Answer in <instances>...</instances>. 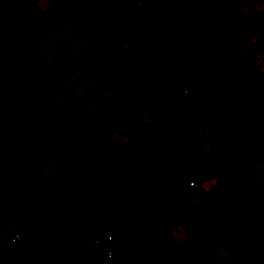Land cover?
Instances as JSON below:
<instances>
[{"label":"rangeland","instance_id":"obj_1","mask_svg":"<svg viewBox=\"0 0 264 264\" xmlns=\"http://www.w3.org/2000/svg\"><path fill=\"white\" fill-rule=\"evenodd\" d=\"M185 1L190 6L141 0L129 9L119 7L129 0H0V264H40L30 235L53 220L60 221L50 237L64 248L103 250L107 242L96 243L108 239L113 257L84 264H264V155L229 162L264 140V87L246 107L214 114L187 140L169 126L240 94L244 82L229 80L212 87L199 110L182 104L188 90L237 75L239 57L264 74V39L252 36L264 25V0L244 3L211 32L195 14L208 0ZM98 9L95 22L79 17ZM108 26L111 45L96 47L92 37ZM223 32L237 41L234 53L217 40ZM153 62L156 69L131 78ZM143 133L154 136L152 145L127 164ZM165 135L171 137L161 140ZM121 156L126 165L118 169ZM39 175L50 182L43 193ZM77 177L85 188H72ZM238 180L252 186L215 198L208 217L190 211L201 190L213 196ZM178 208L180 223L167 225L165 213ZM250 215L256 221L236 226ZM214 222L239 233L240 242L217 235ZM125 237L133 247L119 244ZM154 249L163 252L156 257Z\"/></svg>","mask_w":264,"mask_h":264},{"label":"trees","instance_id":"obj_2","mask_svg":"<svg viewBox=\"0 0 264 264\" xmlns=\"http://www.w3.org/2000/svg\"><path fill=\"white\" fill-rule=\"evenodd\" d=\"M186 5L190 6L185 0H182ZM254 0H208L206 3L203 4L201 9L196 11V17L200 22L202 28L205 32H211L214 25L218 22L222 21L226 18L229 14L237 13L240 8L246 2H250ZM141 0H129L127 4L119 5V7H127L132 9L134 6L139 4ZM102 14V10L98 9L95 11L92 17L87 16H79L86 22H95L98 20V16ZM76 15V14H75ZM72 18L74 15L71 16ZM69 16V18L71 19ZM75 22V19H73ZM116 29V28H115ZM112 27L106 28L105 30L99 32V34L92 37V41L96 47L105 48L111 45L113 41L114 33H112ZM217 40L229 46L228 52L234 53L236 48L238 47V43L232 41V35L229 32H223L216 36ZM233 43V44H232ZM230 44V45H228ZM247 58L239 57L238 63L241 66V71L227 80L220 81L217 83H213L209 88H195L193 90H188L186 96L182 100V104H186V102H190L195 109L199 110L200 104L204 105L207 102V98L210 94V89L214 86L224 85L227 81L233 80L236 82H244L242 85L241 93L229 98L223 102L217 103L213 106L212 109L207 111L206 113H198L196 116L191 114V118L189 120L182 118L180 123L175 126L170 124L169 126L174 129V135L178 136L180 139L187 140L188 134L194 130L203 128L205 122L212 117L214 114L222 113L224 115L230 116L232 115L238 108L246 107L248 105L249 98L254 94L257 90L262 89L264 87V74H258L255 70L250 69L247 67ZM159 65L158 62H153L151 65L147 67L144 71L131 73L130 76L133 80L137 81L139 76L149 72L151 70L156 69ZM198 102V105L196 103ZM196 105V106H195ZM125 134L127 137H131L132 132L129 127L124 128ZM171 136L165 135L161 137V140H168ZM154 140V136L151 134L143 133L141 136L137 138V140L133 141V146L129 150L126 155L128 160L127 164H131L135 160L136 155H140V153L147 147L151 146ZM256 151H260L264 155V140L255 141L251 143L247 150L244 151L242 154L238 156H234L229 160L230 163L233 164H241L242 162L250 159L253 157ZM125 160V156H121L116 161V166L118 169L122 168L126 165L123 163ZM110 165V170L113 168ZM115 168V170L117 169ZM65 176H67L65 174ZM68 177V176H67ZM46 177L43 175H39L35 181L36 188L38 191L43 193L44 188L50 186V182L47 181ZM252 186V182L250 180L247 181H237L234 183H223L219 192L213 196L208 194L206 191L201 190V202L199 203L196 210H191L196 216L200 217H208L209 216V206L212 204L213 200L217 197L222 196H233L235 190L242 186ZM85 188V185L81 183L80 179L77 177L72 188L77 190L79 188ZM62 190L60 188L53 191L51 194L47 195L46 202L51 201ZM123 194H126L127 191L123 189ZM96 203L98 201L95 199ZM35 206V205H34ZM101 206V205H100ZM37 207V206H35ZM102 207V206H101ZM183 212V209L178 208L176 213L173 214L171 211H167L165 213L166 219H168L170 225H177L180 223V214ZM43 216H38V221L41 224L44 221ZM255 220V216L250 215L236 223L238 228H242L243 226L253 222ZM60 220H53L49 223V226L46 228H41L38 226V230H35L30 235L31 245H30V252L34 255V257L40 262V264H84L86 261L93 260L94 258L98 257L100 254H109L112 251V246L107 245L109 242L107 240H99L96 244L102 245L106 241L105 245L103 246V250H98L97 247L93 248L88 253H82L79 247H69L64 248L55 242L52 236L53 228ZM213 230L217 235L224 238L230 244L236 245L241 240V235L234 230L226 227L224 224L220 222H214ZM52 231V232H51ZM51 234V235H50ZM150 230H147L145 233L140 235L141 238H148L150 236ZM114 239V238H113ZM121 245H128L129 247H133L134 243L128 237H125L122 241H120Z\"/></svg>","mask_w":264,"mask_h":264},{"label":"crops","instance_id":"obj_3","mask_svg":"<svg viewBox=\"0 0 264 264\" xmlns=\"http://www.w3.org/2000/svg\"><path fill=\"white\" fill-rule=\"evenodd\" d=\"M255 29L257 30V31H254V33L252 34V36H253V39L255 38V39H259V38H262V39H264V25H263V23H259L256 27H255ZM243 187V186H242ZM200 202H201V200H200ZM191 210H196L197 208L196 207H193V208H190ZM190 210V211H191ZM164 218H165V222L167 223V225H169L170 223L168 222V220L166 219V217L164 216ZM254 221H256V218H255V220ZM162 229L163 228H160V230L162 231ZM159 230V231H160ZM153 255L154 256H156V257H158V256H160L159 255V253L160 252H163L162 250H159V251H157V250H153Z\"/></svg>","mask_w":264,"mask_h":264},{"label":"built area","instance_id":"obj_4","mask_svg":"<svg viewBox=\"0 0 264 264\" xmlns=\"http://www.w3.org/2000/svg\"><path fill=\"white\" fill-rule=\"evenodd\" d=\"M190 186H197V184H196L194 181H191V182H190ZM18 237H19L18 234H16V235L13 236L12 240H13V241H16V240L18 239ZM108 238L110 239L111 236H108ZM108 256H109V257H113V253H112V251L109 252Z\"/></svg>","mask_w":264,"mask_h":264}]
</instances>
